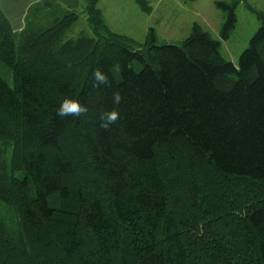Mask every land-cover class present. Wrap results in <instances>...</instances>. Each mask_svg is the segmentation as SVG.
<instances>
[{
    "label": "trees",
    "instance_id": "1",
    "mask_svg": "<svg viewBox=\"0 0 264 264\" xmlns=\"http://www.w3.org/2000/svg\"><path fill=\"white\" fill-rule=\"evenodd\" d=\"M98 1L93 38L67 39L77 15L54 0L19 33L0 12V264H264V13L216 3L222 41L240 3L260 22L235 65L197 24L180 46L115 35ZM66 97L87 115L57 117Z\"/></svg>",
    "mask_w": 264,
    "mask_h": 264
},
{
    "label": "rangeland",
    "instance_id": "2",
    "mask_svg": "<svg viewBox=\"0 0 264 264\" xmlns=\"http://www.w3.org/2000/svg\"><path fill=\"white\" fill-rule=\"evenodd\" d=\"M80 5L69 9L77 15L72 28L67 32V39L79 36L93 38L83 13L84 0ZM77 1V2H78ZM147 0L151 8L149 14L141 12L134 0H102L99 9L106 28L115 35L130 38L136 44H142L148 30L155 32L157 46L181 43L190 35L191 28L197 24L209 36L220 43V54L223 59L237 64L241 53L247 48L249 40L260 27L255 14L240 3L236 9V26L227 41L220 39V29L224 23V13L216 8V3H228L229 0H199L198 2L178 0L157 3ZM246 4L257 12L264 13V0H245ZM49 11V9H48ZM0 76L12 87L11 73L0 65Z\"/></svg>",
    "mask_w": 264,
    "mask_h": 264
},
{
    "label": "clouds",
    "instance_id": "3",
    "mask_svg": "<svg viewBox=\"0 0 264 264\" xmlns=\"http://www.w3.org/2000/svg\"><path fill=\"white\" fill-rule=\"evenodd\" d=\"M113 71H121V65L117 62ZM91 86L94 89L104 87H111V82L109 76L101 71L99 68L92 72ZM123 100L120 90H114L112 92V102L113 105H119ZM88 113V108L82 104L79 100L73 98H64L56 109L55 115L59 118L74 117L80 118L85 117ZM121 119L120 111L117 108H112L111 110H104L99 115V126L103 130L107 131L110 127L117 123Z\"/></svg>",
    "mask_w": 264,
    "mask_h": 264
},
{
    "label": "crops",
    "instance_id": "4",
    "mask_svg": "<svg viewBox=\"0 0 264 264\" xmlns=\"http://www.w3.org/2000/svg\"><path fill=\"white\" fill-rule=\"evenodd\" d=\"M40 1L41 0H0V12L4 16V18L6 19L8 24L10 25L11 30L14 33H19L24 29L25 17H26L28 9L31 6L39 3ZM54 1L59 3L60 5H62L64 7H66V8H69V9H73L77 5L81 6V4H79L78 0H54ZM101 1L102 0L98 1L97 8L99 7V4ZM145 1L147 2V0H145ZM167 1L173 2V0H157L156 2L157 3L158 2L159 3L160 2L166 3ZM183 1H185V0H178L177 2L182 3ZM187 1L198 2L199 0H186L185 2H187ZM134 2L137 5L135 0H134ZM147 5H148V2H147ZM137 7L139 8L138 5H137ZM98 10L101 12V10L99 8H98ZM139 10H140V8H139ZM101 16H102V13H101ZM145 38H146V36H145Z\"/></svg>",
    "mask_w": 264,
    "mask_h": 264
}]
</instances>
